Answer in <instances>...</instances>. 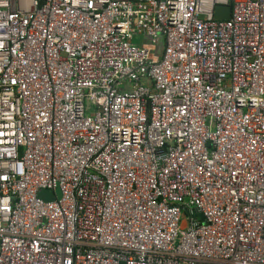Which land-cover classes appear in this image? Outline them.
Here are the masks:
<instances>
[{"label":"built area","instance_id":"1","mask_svg":"<svg viewBox=\"0 0 264 264\" xmlns=\"http://www.w3.org/2000/svg\"><path fill=\"white\" fill-rule=\"evenodd\" d=\"M0 264H264V0H0Z\"/></svg>","mask_w":264,"mask_h":264},{"label":"water","instance_id":"2","mask_svg":"<svg viewBox=\"0 0 264 264\" xmlns=\"http://www.w3.org/2000/svg\"><path fill=\"white\" fill-rule=\"evenodd\" d=\"M230 17V8L229 6H216L214 11V18L217 20H227ZM38 197L44 201H52L54 197H59V190L55 189L53 192L47 189H41L38 192ZM202 218L201 214H198Z\"/></svg>","mask_w":264,"mask_h":264},{"label":"rangeland","instance_id":"3","mask_svg":"<svg viewBox=\"0 0 264 264\" xmlns=\"http://www.w3.org/2000/svg\"><path fill=\"white\" fill-rule=\"evenodd\" d=\"M140 39H142V37H140V36H137V37H135L134 38V43H136V42H138V43H144V41L143 40H140Z\"/></svg>","mask_w":264,"mask_h":264}]
</instances>
